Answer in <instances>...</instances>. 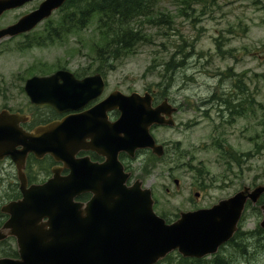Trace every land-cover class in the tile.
<instances>
[{
    "label": "rangeland",
    "instance_id": "1",
    "mask_svg": "<svg viewBox=\"0 0 264 264\" xmlns=\"http://www.w3.org/2000/svg\"><path fill=\"white\" fill-rule=\"evenodd\" d=\"M154 9L171 23L144 20L146 38L111 66L103 67L93 52L101 38L92 19L52 45L15 48L21 39L13 40L0 51V78L35 70L38 62L50 72L87 68L92 74L101 67L107 92L149 90L160 101L171 99L178 108L177 124L152 129L166 145L164 158L153 159L145 150L125 163L131 182L141 179L152 189L156 213L173 222L181 211L211 207L244 186L264 184V0H156ZM62 14L53 13L48 26L57 28ZM172 58L184 63L166 72ZM225 99L231 108L221 106ZM10 102L0 97V108ZM262 219L259 204H250L240 222L243 234L236 239L241 247L228 243L217 254L186 264H211L219 254L231 264H264ZM172 259L179 261L180 254L174 252Z\"/></svg>",
    "mask_w": 264,
    "mask_h": 264
},
{
    "label": "water",
    "instance_id": "2",
    "mask_svg": "<svg viewBox=\"0 0 264 264\" xmlns=\"http://www.w3.org/2000/svg\"><path fill=\"white\" fill-rule=\"evenodd\" d=\"M28 1L0 0V14ZM67 1L44 0L1 31L0 38L32 30ZM26 88L33 103L67 113L98 98L105 81L100 73L78 79L71 71L59 69L50 76H34ZM153 101L149 91L117 90L83 113L67 115L20 137L31 144L28 150L49 152L72 171L68 176L56 172L46 184L24 190L22 200L4 208L11 217L0 229V241L16 237L20 257L1 258L0 264H157L174 251L186 258L207 257L234 237L247 204L256 205L264 195V184L244 186L211 207L181 211L170 223L156 213L152 189L141 179L129 184L132 172L120 155L135 158L139 151L151 150L163 157L165 146L157 142L152 128L176 125L178 108L167 98L156 106ZM112 110L121 112L113 123L108 119ZM6 117V113L0 116V132L14 130L3 122ZM80 149L94 150L105 161L74 159ZM85 193L93 195L78 200ZM260 208L264 230V203Z\"/></svg>",
    "mask_w": 264,
    "mask_h": 264
},
{
    "label": "flooded vegetation",
    "instance_id": "3",
    "mask_svg": "<svg viewBox=\"0 0 264 264\" xmlns=\"http://www.w3.org/2000/svg\"><path fill=\"white\" fill-rule=\"evenodd\" d=\"M43 1L30 0L18 8L6 10L0 14V32L17 24L25 15L39 8ZM17 10H22V12L8 17L11 12ZM48 19L39 22L30 31L0 38V51L8 50L9 44L19 38L21 39V43L15 44V48L32 49L52 45L58 39V27L56 28V24L48 26L50 22ZM33 65L29 66L32 67ZM29 66L27 68L31 69ZM35 68L32 71L25 69L22 75L17 74L0 78V97L10 99L11 101L10 104L0 108V116L6 113L7 117L3 122H9L14 128V130L7 129L4 132H0V229L5 226L11 217V214L4 210V208L22 200L24 198V190H29L34 186H43L55 176L56 172H59L61 176H68L72 171V168L66 166L64 161L58 160L49 152L43 153L42 151L28 150L31 144L21 141L20 137L33 133L41 126L61 120L67 115L83 113L105 100L112 92L118 90L115 89L107 92V80L105 79V89L98 98L90 101L87 106L80 110L59 113L50 106L37 105L32 102L26 88L28 80L34 76L44 77L52 74V72H44L39 62L35 65ZM74 73L78 79L90 75L88 72L80 74L75 71ZM150 92L154 96V106L158 105L161 101L155 91ZM166 98L175 106V103L171 99L164 97V99ZM17 115L19 117H16ZM120 116L121 112L119 110H112L108 113V119L112 123L117 121ZM86 141L90 142L91 140L87 139ZM85 157H89L94 163L105 161L104 156L94 150L86 149H80L75 154L74 159ZM125 158V154L120 155V160L124 163ZM126 168L129 170L127 165ZM92 195V193L83 194L86 197L83 201L89 200ZM0 248V259H18L20 257L17 239L14 236H8L0 241Z\"/></svg>",
    "mask_w": 264,
    "mask_h": 264
},
{
    "label": "trees",
    "instance_id": "4",
    "mask_svg": "<svg viewBox=\"0 0 264 264\" xmlns=\"http://www.w3.org/2000/svg\"><path fill=\"white\" fill-rule=\"evenodd\" d=\"M155 5L156 0H68L59 10L63 14L58 25V38L69 32L83 29L90 24L92 19H96L100 28L101 42L94 43L93 52L103 67H108L107 65H110L112 61L134 52L140 42L146 38L143 30L144 20L171 23L165 15L156 14ZM183 63H175V58L170 59L166 62V72L174 71ZM97 71H102L101 67ZM228 101L225 99L221 106L231 108ZM234 109L236 112L237 107ZM231 157L238 159L234 155ZM153 159L157 160L158 158L154 156ZM85 198V196L80 197L82 200ZM260 203H264V196ZM258 231L264 234L262 228L259 227ZM242 234L239 229L230 243L241 247L242 244L236 243V239L240 238ZM180 257L181 259L174 263L173 254H170L158 264L164 262L166 264H186V261H189L181 255ZM193 261L201 262L203 260L194 259ZM211 264H231V262L227 256L219 254L212 259Z\"/></svg>",
    "mask_w": 264,
    "mask_h": 264
},
{
    "label": "bare ground",
    "instance_id": "5",
    "mask_svg": "<svg viewBox=\"0 0 264 264\" xmlns=\"http://www.w3.org/2000/svg\"><path fill=\"white\" fill-rule=\"evenodd\" d=\"M230 261V260H229Z\"/></svg>",
    "mask_w": 264,
    "mask_h": 264
}]
</instances>
